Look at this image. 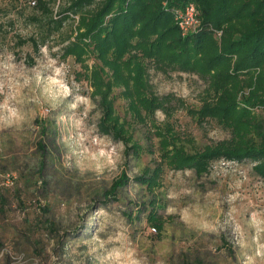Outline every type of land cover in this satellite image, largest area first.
I'll list each match as a JSON object with an SVG mask.
<instances>
[{"label": "rangeland", "instance_id": "1", "mask_svg": "<svg viewBox=\"0 0 264 264\" xmlns=\"http://www.w3.org/2000/svg\"><path fill=\"white\" fill-rule=\"evenodd\" d=\"M31 1L0 0V264H264V178L253 173L252 160H212L201 174L160 161L159 138L167 150L187 153L230 140L227 126L188 111L213 97V71L201 67L214 52L205 49L221 50L222 33L204 41L193 70L143 60L145 95L167 101L139 118L123 85L105 97V50L95 33L108 15L90 25L93 2L59 22L66 0H55L59 25L50 29ZM235 22L244 19L223 28ZM135 29L123 34V60L137 53V43L171 40L166 33L130 35ZM240 55L225 53L216 69L237 74L238 108L249 106L248 81L261 70L236 71ZM111 109L132 137L125 144L97 131ZM252 112L264 126V107ZM133 142L139 146L124 153Z\"/></svg>", "mask_w": 264, "mask_h": 264}, {"label": "trees", "instance_id": "2", "mask_svg": "<svg viewBox=\"0 0 264 264\" xmlns=\"http://www.w3.org/2000/svg\"><path fill=\"white\" fill-rule=\"evenodd\" d=\"M54 1H33L35 7L45 17L46 25L50 29H55L61 20L93 2H95V8L90 25L97 27L102 22L103 16L108 15L105 27L98 28L95 33V36L99 37L97 42L99 48L102 51L105 50V97L112 85H123L121 95L130 100L131 110L139 118L141 110L144 114H152L156 110L165 109L164 103L167 101L166 97L145 95L146 79L143 77L145 68L142 64L143 60L154 59L172 69L193 70L196 61L199 62V59H202L198 58L202 57L198 53L203 51L204 41L211 42V35L220 31L223 36L221 50L205 49L214 52L205 56L207 66L201 67L203 73L213 71L208 74L210 75L208 86L213 97L211 101L203 102L198 109L188 111L197 119L213 118L227 126L231 134L230 140L219 141L205 146L201 151L187 153L181 146H173L171 150H167V142L164 138H159L158 149L162 151L160 161L166 159L167 163L172 164V168L186 164L196 174H201L207 170L212 160L240 162L249 159L253 161V173L264 178V126L253 119L252 112L254 106L264 107V0H66V5L57 11L60 19L56 25L51 6ZM187 2H192L196 7L198 24L193 32L182 36L172 14L173 9L182 7ZM239 6L246 11H239ZM233 18L244 19V22L237 24L235 22L223 28V24ZM132 27L136 29L134 32L130 31V35L136 33L144 37L159 33L158 36H163L166 33L171 40L163 43L159 37L148 41H153L152 43H137L133 47L137 53L127 55L123 60L125 39L122 37L128 30H132ZM104 32L105 40L100 36ZM234 32H238V35L232 37ZM28 39L34 43L32 36ZM108 51H110L109 54ZM237 52L241 55L235 62L236 71L243 68L252 70L255 66H261V70L255 77L257 80H253L256 86H253L254 83L251 80L248 81L247 86L250 89L243 101L249 105L248 107L238 108L237 106L235 94L240 89L237 74L228 71L216 73L217 67L225 59V53ZM229 81L231 83L226 84ZM98 86L99 81L96 82V87ZM41 125V129H44L45 125ZM96 128L100 134L110 136L115 141L125 144L128 140H132L129 135H124V130L118 125L117 117L113 116L112 109L99 118ZM252 136L258 140H253ZM134 145L139 146L136 142L124 145V153L131 150V146ZM155 169L151 171L148 180H153L156 176ZM141 178L136 177L135 180L147 182ZM121 180L128 181L125 177ZM118 182L116 180L111 184L107 193L105 192L106 196L115 190Z\"/></svg>", "mask_w": 264, "mask_h": 264}, {"label": "built area", "instance_id": "3", "mask_svg": "<svg viewBox=\"0 0 264 264\" xmlns=\"http://www.w3.org/2000/svg\"><path fill=\"white\" fill-rule=\"evenodd\" d=\"M31 3L33 4V1ZM172 16L182 36L196 29L198 24L197 10L192 2H187L182 7L173 9ZM214 35L219 36L220 31H216ZM151 229L154 230V227Z\"/></svg>", "mask_w": 264, "mask_h": 264}]
</instances>
